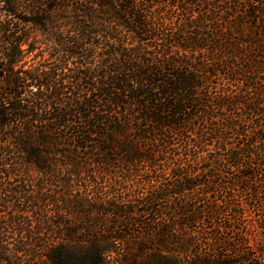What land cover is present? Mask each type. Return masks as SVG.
I'll use <instances>...</instances> for the list:
<instances>
[{
    "label": "trees",
    "instance_id": "1",
    "mask_svg": "<svg viewBox=\"0 0 264 264\" xmlns=\"http://www.w3.org/2000/svg\"><path fill=\"white\" fill-rule=\"evenodd\" d=\"M56 1L0 0V264H264V0Z\"/></svg>",
    "mask_w": 264,
    "mask_h": 264
},
{
    "label": "rangeland",
    "instance_id": "2",
    "mask_svg": "<svg viewBox=\"0 0 264 264\" xmlns=\"http://www.w3.org/2000/svg\"><path fill=\"white\" fill-rule=\"evenodd\" d=\"M56 2V4H59L58 0ZM23 6L25 8H23V10H19L17 16H24L26 18H28L29 16H35L34 14L27 12L26 8H29L28 4H25ZM48 16H53L54 20L53 22L48 23L47 27L39 28L34 26L31 29L25 28V30L30 31L29 33H31L32 37L29 44L25 43L23 45V53L21 54L22 59H20V63L18 64V66L14 67V70H18L19 68L21 70H35L46 67L49 68L52 66L51 64H56L61 61L60 58L63 57V53L55 51V45H52L49 42L47 44L45 42V38L47 36H60L59 38H61L62 36L66 35L70 30V26L68 24L69 16L82 15L72 14L69 9L65 8V10L60 9L59 11H49ZM35 40H39L40 42L45 43H37ZM257 243L259 247H261V255L264 260V237L262 235H259L257 237Z\"/></svg>",
    "mask_w": 264,
    "mask_h": 264
}]
</instances>
